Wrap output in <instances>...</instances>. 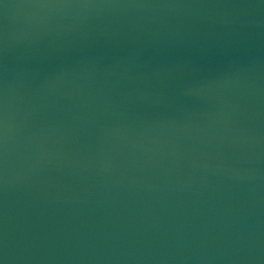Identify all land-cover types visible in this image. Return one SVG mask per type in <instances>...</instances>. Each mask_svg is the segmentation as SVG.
Wrapping results in <instances>:
<instances>
[{"label":"water","instance_id":"obj_1","mask_svg":"<svg viewBox=\"0 0 264 264\" xmlns=\"http://www.w3.org/2000/svg\"><path fill=\"white\" fill-rule=\"evenodd\" d=\"M0 264H264V0H0Z\"/></svg>","mask_w":264,"mask_h":264}]
</instances>
